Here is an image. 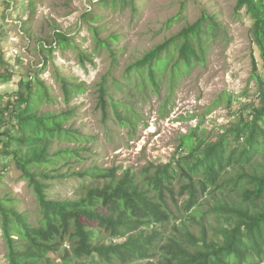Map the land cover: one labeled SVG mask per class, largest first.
I'll use <instances>...</instances> for the list:
<instances>
[{
  "label": "trees",
  "instance_id": "16d2710c",
  "mask_svg": "<svg viewBox=\"0 0 264 264\" xmlns=\"http://www.w3.org/2000/svg\"><path fill=\"white\" fill-rule=\"evenodd\" d=\"M127 1L100 0L112 6ZM236 9H245L253 21L252 40L261 59L253 62L257 99L215 137L191 129L166 163L75 171L82 183L74 198H53L48 192L53 181L67 177L60 162L82 159L88 150L54 149L57 139H86L78 129L65 127L69 113L40 112L43 83L34 89L27 81L18 91L0 94V184L4 160L10 158L39 206V218L32 221L0 193L9 264H264V0H237ZM218 26L205 14L130 65L126 76L136 73L140 88L148 84L158 91L167 72L171 83L205 62L208 39ZM92 30L98 34L97 27ZM55 34L62 47L73 42L61 31ZM3 37L0 25L1 84L14 75ZM97 41L113 51L109 40ZM81 90L65 86L67 100ZM100 92L106 112L108 89L103 85ZM115 111L127 124L129 117Z\"/></svg>",
  "mask_w": 264,
  "mask_h": 264
},
{
  "label": "rangeland",
  "instance_id": "374dc122",
  "mask_svg": "<svg viewBox=\"0 0 264 264\" xmlns=\"http://www.w3.org/2000/svg\"><path fill=\"white\" fill-rule=\"evenodd\" d=\"M236 5L237 0H128L117 6L100 0H0L2 48L14 73L12 80L0 83V94L18 91L27 81L34 89L43 83L40 112H68L65 127L86 137L54 141L55 150H88L82 159L60 162L67 177L52 182L51 197H75L82 183V178L73 176L75 171L96 165L139 170L166 163L191 129L212 138L223 125L239 119L242 107L258 97L253 62L261 64V59L252 40L253 21ZM205 14L215 17L219 26L208 39L204 63L171 83L167 72L158 91L148 84L140 88L136 73L126 76L130 65ZM92 27L98 28V36ZM57 31L73 42L60 46L55 42ZM113 36L118 39L111 40ZM98 38L109 40L113 51L99 44ZM74 85L82 90L68 101L65 86ZM103 85L108 89L106 112L101 103ZM115 109L129 117L127 124ZM4 161L1 195L10 196L19 211L37 220L35 192L16 164L10 158ZM0 264H9L1 229Z\"/></svg>",
  "mask_w": 264,
  "mask_h": 264
}]
</instances>
